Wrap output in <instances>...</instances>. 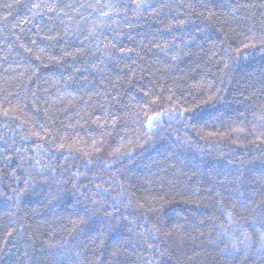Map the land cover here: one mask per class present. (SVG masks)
Instances as JSON below:
<instances>
[{
  "label": "trees",
  "instance_id": "1",
  "mask_svg": "<svg viewBox=\"0 0 264 264\" xmlns=\"http://www.w3.org/2000/svg\"><path fill=\"white\" fill-rule=\"evenodd\" d=\"M137 2L0 0V264H264V0Z\"/></svg>",
  "mask_w": 264,
  "mask_h": 264
},
{
  "label": "snow or ice",
  "instance_id": "2",
  "mask_svg": "<svg viewBox=\"0 0 264 264\" xmlns=\"http://www.w3.org/2000/svg\"><path fill=\"white\" fill-rule=\"evenodd\" d=\"M140 6L141 5H140L139 0H138V2L136 4V7L139 8ZM4 7L11 8L12 5L11 4H7V5H4ZM40 7H41V5L39 3H36V4L32 5L33 15H38L39 14ZM46 7L48 8L49 11L53 10L51 5H46ZM90 7L95 9L97 7V5H90ZM103 7L105 9H111V8L115 7V5H113L111 3H108V4H105ZM98 15H100V16H108L109 13L107 11H101V13H99ZM60 18L62 19V17H60ZM28 19H30V18H28ZM28 19H26L24 22L27 23ZM100 23H104V21L101 19ZM17 26H19V25H17ZM96 27H97V22L93 21V28H89L88 29V35L85 36V39H90V38L95 37V35H96V31H95ZM49 38H52V37H49ZM33 43H35V42H33ZM112 46L114 47L115 45L113 44ZM21 47H24V46L21 45ZM158 47H159V45H158ZM244 47L245 48L255 47V44H245ZM24 50L26 52H31V49H28V48H25ZM176 58H177L176 56H173V59H176ZM35 59L39 60L41 62H44L43 50H41L40 52L35 54ZM33 74H34V70H33ZM143 95L145 97H149V91H144ZM152 97H154V98H152ZM152 97H150V102L149 101H144L143 102L145 108H150L151 105L157 104L158 100L160 99V97H156L155 96V93H152ZM168 100L169 101L172 100V96L171 95H169ZM69 102H71V101H69ZM9 105H10V102L0 104V113H2L5 117H8L10 112H12V113H14L12 118L13 119H19L20 118V115H19L20 105L17 104L16 107H10ZM187 110L188 109H185V111H187ZM169 111H170L169 109H165L163 112L155 111V114H153V115H149L147 112H145L144 113L145 119L143 121V123L145 125V128H146L145 135H149L151 133V130L153 129V127L159 125L160 117H162V116H164L166 114H169ZM171 111H175V109H172ZM180 114L182 116L183 112H181ZM184 118L187 119V117H184ZM109 120H111V125L114 128L115 125H116V118L113 117L111 114H109L108 116H105L103 121H101V117L100 116H97L96 120L93 121V122L97 123L99 128L106 129L108 127V121ZM25 123H27V121H24V120L20 121L21 125H23ZM21 132H22V138L24 140H28L31 137H35L37 140H44L50 134V130L46 129L45 126H43V125H41L39 127V129L30 126L27 132H24L23 128L21 127ZM106 134H109V133L104 132L101 135H106ZM121 139L124 140V139H126V137H121ZM127 142L129 144L132 143L131 139H128ZM85 143H88V142L86 141ZM90 143H91V151H87V152L84 149L78 147V145L80 144V140L79 139L74 140L72 144H66L65 142H63L61 140V141L58 142V148L60 150L68 148L69 152H71L73 150V146L75 145L76 146L75 147L76 151H79L82 155L89 157V159H87L85 161V164H84V166L87 168L90 164L93 163V160L91 159V157L94 154L100 153L103 150V140H99L98 141L96 139H93ZM121 148H122V145H117L116 148L114 149L113 153L111 154V156L113 158H111L109 160H105L103 162V166L105 168H110L112 164L118 162L121 159V156L123 155L121 153ZM129 158H131V157L129 156ZM65 159L67 160L68 157H65ZM36 163H37V165H39L40 161L37 160ZM76 175H78V173ZM75 186L76 185H74V187ZM104 191H107V190L105 189ZM228 215H229V217H231V213L230 212H229Z\"/></svg>",
  "mask_w": 264,
  "mask_h": 264
}]
</instances>
